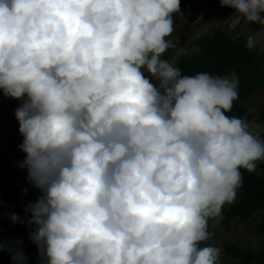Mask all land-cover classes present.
I'll return each mask as SVG.
<instances>
[{
	"label": "clouds",
	"instance_id": "obj_1",
	"mask_svg": "<svg viewBox=\"0 0 264 264\" xmlns=\"http://www.w3.org/2000/svg\"><path fill=\"white\" fill-rule=\"evenodd\" d=\"M220 4L264 26V0ZM179 12L180 0H0V93L21 101L20 167L40 193L23 223L41 264H219L209 221L264 162V139L227 115L235 73L183 75L162 58Z\"/></svg>",
	"mask_w": 264,
	"mask_h": 264
},
{
	"label": "rangeland",
	"instance_id": "obj_2",
	"mask_svg": "<svg viewBox=\"0 0 264 264\" xmlns=\"http://www.w3.org/2000/svg\"><path fill=\"white\" fill-rule=\"evenodd\" d=\"M191 3L187 16L173 15L175 26L169 39L175 47L168 49L162 58L178 67L180 59H190L198 55L201 51L198 39L215 30L224 33L231 41H241L245 46L248 37L254 36L255 48L247 49L256 62L257 69L245 67L243 71L245 75L255 74V80L264 79V27L259 30L253 29L250 24L236 15L234 9L228 7L220 10L213 3L203 0H191ZM20 103L21 101L6 98L0 93V189L8 195V199L4 201L5 204H2L7 213L9 203L12 204V213H16L28 204L34 203L40 195L28 182L27 170L20 167L26 158L19 147L23 137L19 133V124L15 118V110ZM263 103L264 88L261 86H258L243 103L250 115L249 123L260 126L257 131L262 139H264V120L260 119L259 111ZM262 166L264 162L257 163L258 172ZM240 196L241 191L238 190L234 202L223 208L236 204ZM263 215L264 210L259 208L246 219L233 218L227 221L220 219L218 223L214 220L209 221V229L214 233L212 245L221 250L219 264H240V260L225 251L226 244L236 245L254 254L264 250V231L258 228ZM31 231L30 227L21 231L20 243L16 247L27 259L32 253L33 243L29 239ZM0 264H13L12 256L9 253L1 256Z\"/></svg>",
	"mask_w": 264,
	"mask_h": 264
},
{
	"label": "trees",
	"instance_id": "obj_3",
	"mask_svg": "<svg viewBox=\"0 0 264 264\" xmlns=\"http://www.w3.org/2000/svg\"><path fill=\"white\" fill-rule=\"evenodd\" d=\"M203 1L213 3L220 10L226 8L221 6L220 0ZM191 6V0H180V12L177 15L182 17L187 16ZM251 27L259 30L264 26L251 24ZM198 43L201 47L198 55L190 59H180L178 61V68L181 70V73L183 75H195L207 72L216 76H226L231 72L236 73V76L239 78V98L234 102L232 111L227 113V115L246 118L249 122L250 115L243 103L258 86L264 88V79L258 78L255 80V74L245 75L243 71L245 67L257 69L256 62H254L247 47L241 41L229 40L224 33L218 30L203 35L198 39ZM259 117L261 120H264V103L260 107ZM241 171L243 183L238 189L241 191L240 199L229 208L222 209V219L224 221L233 218L246 219L255 210L259 208L264 210V166L261 167L260 172L257 169L251 173L245 170ZM7 199V193L0 189V241L5 245V250L0 252V257L9 253V247L16 248L19 245L16 242L19 241L21 231L28 228L27 224L23 222L30 218L29 214L25 212L26 207L16 213H12V204L9 203V212L4 211L2 204L4 205V201ZM13 214L17 215L22 223L13 224L10 219ZM258 228L260 231H264V215ZM209 231L213 235L207 241V244L212 245L211 241L214 238V233L210 229ZM224 249L228 254L240 260V264H264V250L254 254L247 249L228 244L224 246ZM31 252V255L27 259V264H41L37 248L34 244L32 245Z\"/></svg>",
	"mask_w": 264,
	"mask_h": 264
}]
</instances>
